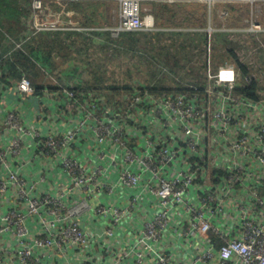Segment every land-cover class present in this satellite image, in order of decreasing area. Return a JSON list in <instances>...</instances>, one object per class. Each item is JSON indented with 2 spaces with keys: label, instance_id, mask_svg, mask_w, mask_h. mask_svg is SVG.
I'll return each mask as SVG.
<instances>
[{
  "label": "built area",
  "instance_id": "built-area-1",
  "mask_svg": "<svg viewBox=\"0 0 264 264\" xmlns=\"http://www.w3.org/2000/svg\"><path fill=\"white\" fill-rule=\"evenodd\" d=\"M52 1L80 0H31L32 31L79 32ZM110 1L111 38L154 30L145 0ZM209 80L111 102L0 80V264H264V69L253 96L251 75Z\"/></svg>",
  "mask_w": 264,
  "mask_h": 264
},
{
  "label": "trees",
  "instance_id": "trees-1",
  "mask_svg": "<svg viewBox=\"0 0 264 264\" xmlns=\"http://www.w3.org/2000/svg\"><path fill=\"white\" fill-rule=\"evenodd\" d=\"M0 1L4 7V11H6L9 15H13L14 11L16 10L12 9V1ZM73 9H76V7H74ZM45 10L48 12L47 5L45 6ZM165 17V14L162 13L161 24L164 21L170 19L168 17V19H166ZM63 25L66 26L65 24ZM105 34V43L108 41L111 47L113 45H116L114 46V50L116 52L115 54L119 55L120 52H122L128 56V53H130L132 57L137 56L135 58V62L140 63V61H142L141 59H143V61L148 65L150 63L149 57H151V59H153L154 61H158V63H160L161 65L168 66L169 69L174 71L175 74L179 77H181L180 75H182V81H196L200 79L201 76H198V74H195L194 78V75L188 78L189 75L193 74L194 69H199L201 73L205 74L208 71L209 67L212 68V64H217L219 66H217L216 69L223 68L226 71L225 65L228 64L235 66V73L241 76H252V83L248 86L241 87V91L253 96L257 85L261 83L258 80V77L264 69V33L258 32L251 33L250 35H244L243 33L227 34L234 40V42L232 43L233 48H230L229 44L226 42H222V44H218L216 42V37L225 35L223 32L209 34L207 29L203 31L192 30L187 33L153 30L134 31L123 33L117 40L111 38L108 31L105 32ZM2 35H4L3 32H0L1 83H16L19 81V78L23 74H25L31 80V83L35 88V93L39 95L43 93L44 89L54 91L57 86L53 82L52 78L53 75L51 71L53 69L51 71L46 70L44 66L39 63L37 58L39 57L40 53H38L37 51L39 49H42L41 55L47 53L51 55L53 51H56L57 53L60 52V58H64L66 55H62L63 52L67 53L69 46L77 48L78 44L74 40L80 37L79 33L76 31L42 32L39 33L38 36H44V40L42 42L38 41L37 47L33 45L30 49H28V47L26 46H22V48L20 49H15L13 43L7 44L4 42V39L6 40L7 37L4 38L2 37ZM209 40L211 42H209ZM49 41L53 43V46L51 48H47V46L51 45V42ZM209 46H211L212 54V58H210V60L208 58L209 52L207 54ZM35 48L37 50V53L33 55L32 50ZM252 49H255V55L251 52ZM139 51L142 53V55L141 53H139ZM50 55H48L47 58L50 60H54V63L56 60L54 57L51 58ZM226 57L228 59H226ZM226 60H228L229 62H226ZM193 63L196 64L192 65ZM220 63H223V65H221ZM185 64H187L188 66H185ZM146 67L149 68L148 66ZM4 70L9 71V74L6 76L3 75ZM147 72L148 70L145 71L146 76H148ZM101 73H91L90 79H84L82 81H78L75 84L66 85V87L68 89L71 87L70 89H74L76 91L93 92L96 95L104 96L106 101L111 102V100L116 95H119L123 92L130 93L135 90L141 91L142 85L148 87L150 86V84H141V81L137 82L135 78L130 76H128V80H126L127 82H125V80L121 78H105L104 76L109 77L107 70H103V72ZM183 74H186L187 78L184 77ZM145 75H142V81H148V77L145 78ZM7 76H11V79L8 80L7 78H5ZM152 76H154V74ZM182 81H180L181 83L175 81L177 84L173 87L166 85H159L156 87L152 85L151 87H149V90L155 92L187 90L188 88L182 85V83L186 82ZM103 91H106L108 94H104Z\"/></svg>",
  "mask_w": 264,
  "mask_h": 264
},
{
  "label": "rangeland",
  "instance_id": "rangeland-1",
  "mask_svg": "<svg viewBox=\"0 0 264 264\" xmlns=\"http://www.w3.org/2000/svg\"><path fill=\"white\" fill-rule=\"evenodd\" d=\"M86 1V0H84ZM94 2V3H98L99 5V10H90L88 13H86V11H84L83 9H77L78 12L80 11V14L78 13L76 16V21L78 23V25H83L80 26L82 27L80 29V31L78 32L80 37H78L76 40V43L78 44L77 48L76 47H70L68 48V52L72 55V54H76L79 56V60H80V65L77 64H63L61 65V61H60V52L57 53L56 51H53L52 54H48L50 55V57H54L56 59L57 62H54V60H50L48 58H44L43 55L38 57L40 59L43 58L44 61V68L46 70L51 71L52 69V75L53 78L55 79H59V83L62 85H72L74 80L79 79V81H82L84 79H90L91 77V73H101L103 72V70H107L109 77L104 76L105 78H121L124 79L125 82H127L126 80H128V76L133 77L137 80V82L141 81V84H150V86L154 85V86H161V85H166V86H175L177 83L175 81H178L179 83H181L180 81H182L183 77L182 75H180L181 77H179L178 75L175 74L174 71H172L171 69H169L168 66L166 65H161L160 63H158V61H154L153 59H151V57H149V65L146 64V62L143 61V59H141L142 61H140V63L135 62V58L137 56L132 57V55L130 53H128V56L125 55L124 53L120 52V54H115V50H114V46L112 47L110 46L109 42L106 41V34L105 32H107L106 28L109 27H115L118 22H119V10H118V5L117 2L115 1H110V0H87V2ZM180 1H184V0H180ZM200 2H205L203 0H199ZM163 2H168V1H163ZM207 4V3H206ZM48 8L50 11H54L56 12V10L53 8V6L55 5H50L48 3ZM234 5V4H232ZM232 5H228L225 4L224 6H219L217 8H211L208 7V13H205V8L202 9L203 13L200 12L199 8L198 10H194L195 13H197V17L196 20H193L192 18L190 20H184L181 19V17H176L175 20H172L171 18L168 19L167 21L163 22V27L165 28H181L184 26H188L189 28H196V27H203L206 25L207 21H208V33L209 34H213V33H221L223 32L225 35H221V37H216V42L218 44H222V42H226L229 44L230 48L232 47V43L234 42L233 38L229 37L227 34H233V33H243L244 35H250L251 33H258V32H248V25L247 22L253 18L254 12L250 9L249 11V7L248 6H244V7H237L236 9L234 8V6ZM247 5V4H246ZM59 6V5H58ZM66 7L69 9L68 6H65V8H63L62 10V14H64L63 17L60 18L61 21H64V19L68 18L67 16V9ZM76 10V9H74ZM216 11V12H215ZM226 11V13H225ZM200 12V13H198ZM4 7L0 1V32L2 29V26H5L6 31H8L9 33H13L16 32L17 29L19 28V24L18 22H15L13 20V18L11 19H7L6 23H4ZM258 16L255 18L260 24H262V26L264 27V16L263 13L259 14V13H255ZM59 16V14H58ZM60 17V16H59ZM21 22V21H20ZM179 22V24H178ZM13 23H17V24H13ZM181 26V27H180ZM204 27V28H205ZM100 28H104L103 30H101ZM4 29V28H3ZM2 29V31H3ZM219 29V30H218ZM6 32L3 33L4 35H2V37L6 38V40L4 39V42L7 44H11L12 42V37H10V34ZM260 33H264V32H260ZM12 35V34H11ZM10 37V38H9ZM44 36L42 35H37V37L35 36L33 41H32V45L34 46H38V41L42 42ZM116 40L118 38H115ZM93 40H97V44H92L90 41ZM100 40V41H98ZM211 40V38H210ZM209 40V42H211ZM29 41V40H27ZM26 40L23 41H18L17 43H19V48H21L23 45H26L27 42ZM103 41V42H102ZM229 41V42H227ZM51 42V41H49ZM99 42V43H98ZM51 45L47 46L48 47H52L53 43H50ZM29 45V44H28ZM25 47V46H24ZM14 48L15 44H14ZM18 48V49H19ZM79 48V49H78ZM58 50V49H55ZM253 50V51H252ZM251 52L255 55L256 51H254L255 49H252ZM49 51V50H48ZM38 53H42V49H39L37 51ZM209 52V54H208ZM139 53H141L139 51ZM35 54V53H34ZM47 54H44L45 56H48ZM207 54H208V58H212V54H211V46H209L208 50H207ZM206 54V56H207ZM142 55V53H141ZM144 55V54H143ZM73 56V55H72ZM77 57H74L73 59H77ZM145 56V55H144ZM133 58V59H132ZM145 58V57H144ZM226 59H228L226 57ZM39 62L40 60L37 59ZM213 60V59H212ZM230 60V59H229ZM226 62H229L228 60H226ZM196 63H193L192 65H195ZM212 68L209 67L207 73H201V71L199 69H194L193 74L189 75L188 78L195 77V74H198V76H201L200 79L198 80H193V81H182V82H186V83H192V84H197V85H204L207 83V86H210V84H212V82L209 80L214 78V77H220V78H225V77H230V75L235 74L234 71V65H228L226 64V71H222L220 72V69H216L217 66L219 65H214L212 64ZM264 65V62H263ZM146 66H148L149 68H147ZM185 66H188L187 64H185ZM147 68V69H146ZM148 76H146L145 71H147ZM102 74V73H101ZM145 75V78L148 77V81H142L141 79L143 78L142 75ZM154 74V76H152ZM184 77L187 78L186 74H183ZM60 77H62V81H60ZM64 81V82H63ZM200 81V82H199ZM184 83H182L183 85ZM187 85V84H185ZM188 86H193V85H188ZM104 94H108L106 91H103ZM119 96V95H117Z\"/></svg>",
  "mask_w": 264,
  "mask_h": 264
},
{
  "label": "crops",
  "instance_id": "crops-1",
  "mask_svg": "<svg viewBox=\"0 0 264 264\" xmlns=\"http://www.w3.org/2000/svg\"><path fill=\"white\" fill-rule=\"evenodd\" d=\"M13 5H12V9L16 10L14 11L13 15H9L6 11H4L5 14L4 15V23H6L7 19H11L13 18V20L15 22H18L20 23L19 24V28L17 29L16 32H13V33H9L8 31H6V27L5 26H2V29H1V32L3 33H6L8 32L10 34V37H12V42L13 44L15 42H18V41H23V40H29L27 41L26 45H23L28 47V49L31 48L32 45V41H33V38L38 35L36 33H34L31 29V13H30V3H31V0H11ZM163 1H168V2H163ZM48 3L50 5H55L53 6V8L56 10V12H54L53 10L50 11L49 8H48ZM46 5H47V8H48V12L51 16H57L60 20L61 17L64 16V14H62V10L63 8H65V6H69V8L71 7H76V10H74L73 8L72 9H69L66 7L68 13H67V16L68 18L64 19V21H61L60 20V23L61 24H65L66 26L70 25V26H74V27H80V26H83V25H78V24H81V23H78L75 19H76V16L77 14L79 13L80 14V11L78 12L79 9H83L84 11H86V13H88L91 9L92 10H99V5L98 3H94V2H87L84 1V0H80V1H71V2H66V1H52V2H48ZM59 5V6H58ZM228 5H232V4H228ZM208 4H206V2H200L199 0H186V1H180V0H174V1H169V0H145L142 2V15L145 16L147 14H151L152 17H153V24H154V30L153 31H166V32H179V33H187V32H190L192 30H198V31H203L205 29L208 30V21L206 23V27L205 26H201V27H196V28H189L188 26H184V27H181V28H165L163 27V23L161 24L162 22V13L165 14V18L168 19V18H171L172 20H175L176 17H181V19H184V20H190L191 18L193 20H196V17H197V13H195L194 10H200V12L202 11V9L205 10V13H208ZM219 6H224L223 4H220L218 3L217 5L213 6V7H210L209 9L211 8H217ZM234 6V8L236 9L238 6L241 8V7H244V6H248L249 7V11L250 9L254 12V13H263V16H264V4L260 5L258 8H255V7H252L251 5L249 4H234L232 5ZM61 8V9H60ZM78 9V10H77ZM198 12V13H200ZM216 12V11H215ZM203 13V11L201 12ZM59 14V16H58ZM168 17V18H167ZM175 17V18H174ZM21 21V22H20ZM13 24H17V23H13ZM179 24V22H178ZM205 27V28H204ZM101 30H103L104 28H100ZM219 30V29H218ZM9 37V38H10ZM100 41V40H98ZM92 44H97V40H93V41H90ZM103 42V41H102ZM99 43V42H98ZM29 44V45H28ZM37 47V46H36ZM36 48L32 50V54L35 55L34 53H37L36 52ZM62 55H66L64 58H61L60 61H61V65L63 64H67V65H70V64H77V65H80V58L78 55L76 54H70L69 52L67 53H64ZM42 56L41 54L39 55V57ZM78 58L75 60L73 59L74 57H77ZM44 58H47V56L43 55ZM40 60V64H45L44 61H43V58L40 59V58H37ZM56 60V59H55ZM210 60V58H209ZM57 62V61H55ZM221 65H223V63H220ZM5 68H8V67H5ZM3 68V69H5ZM8 70V69H7ZM7 70H4V73L3 75H8L9 74V71ZM223 71V68L220 69V72ZM207 73V72H206ZM25 75V74H23ZM7 78L8 80L11 79V76H7L5 77ZM62 77H60V81H62L61 79ZM20 79V78H19ZM59 80V79H57ZM79 81V79L77 80H74L73 84L77 83ZM64 82V81H63Z\"/></svg>",
  "mask_w": 264,
  "mask_h": 264
}]
</instances>
